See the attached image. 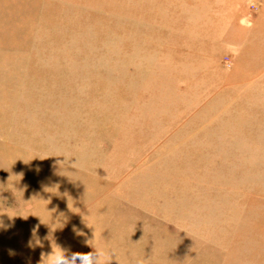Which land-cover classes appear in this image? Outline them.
I'll return each instance as SVG.
<instances>
[{"label": "rangeland", "instance_id": "1", "mask_svg": "<svg viewBox=\"0 0 264 264\" xmlns=\"http://www.w3.org/2000/svg\"><path fill=\"white\" fill-rule=\"evenodd\" d=\"M94 166L198 264H264V0H0V264Z\"/></svg>", "mask_w": 264, "mask_h": 264}, {"label": "crops", "instance_id": "2", "mask_svg": "<svg viewBox=\"0 0 264 264\" xmlns=\"http://www.w3.org/2000/svg\"><path fill=\"white\" fill-rule=\"evenodd\" d=\"M101 169L81 170L61 198L47 201L36 218L24 217L45 227L36 226L29 236L15 230V238L29 239L21 250L49 255L59 247L68 253L97 248L103 252L101 264H198L197 250L188 246L191 237L183 240L181 218H166L164 211L151 208L145 196L134 192L140 184L102 180ZM248 218H264V205L254 206ZM34 236L43 240L41 246L31 242Z\"/></svg>", "mask_w": 264, "mask_h": 264}, {"label": "clouds", "instance_id": "3", "mask_svg": "<svg viewBox=\"0 0 264 264\" xmlns=\"http://www.w3.org/2000/svg\"><path fill=\"white\" fill-rule=\"evenodd\" d=\"M0 227H4V225L0 224ZM74 231L77 235L81 234L79 230L74 229ZM37 243H39V241H37ZM94 249V251L86 253H68L65 249L59 247V250L54 249L51 254L44 257L42 262L43 264H101L103 252L100 249Z\"/></svg>", "mask_w": 264, "mask_h": 264}]
</instances>
